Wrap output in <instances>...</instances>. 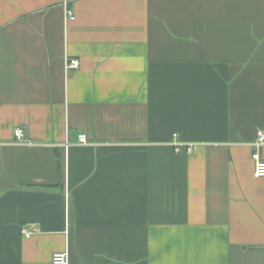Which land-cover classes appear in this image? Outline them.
<instances>
[{"label":"crops","instance_id":"1","mask_svg":"<svg viewBox=\"0 0 264 264\" xmlns=\"http://www.w3.org/2000/svg\"><path fill=\"white\" fill-rule=\"evenodd\" d=\"M259 131L264 0H0V264H264Z\"/></svg>","mask_w":264,"mask_h":264},{"label":"built area","instance_id":"2","mask_svg":"<svg viewBox=\"0 0 264 264\" xmlns=\"http://www.w3.org/2000/svg\"><path fill=\"white\" fill-rule=\"evenodd\" d=\"M75 14L73 11H67V19L74 20ZM80 67V61L78 59H70L66 63V68L68 70L78 69ZM16 144L25 145L23 142L25 138V131L22 128H17L15 130ZM79 141L85 143L86 139L84 135H79ZM187 146L184 144H175L176 151L179 152L182 147ZM254 147V152L252 154V159L254 162V174L257 178H264V158L261 155L260 151L264 147V131H259L256 141L252 144ZM187 151L190 153L192 151L191 146L187 147ZM31 233H26V237H30ZM53 264H68V255L67 253H56L52 259Z\"/></svg>","mask_w":264,"mask_h":264}]
</instances>
